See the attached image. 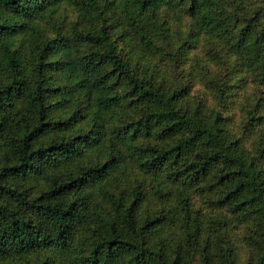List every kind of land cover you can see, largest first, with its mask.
Here are the masks:
<instances>
[{
    "label": "trees",
    "instance_id": "1",
    "mask_svg": "<svg viewBox=\"0 0 264 264\" xmlns=\"http://www.w3.org/2000/svg\"><path fill=\"white\" fill-rule=\"evenodd\" d=\"M0 264H264V0H0Z\"/></svg>",
    "mask_w": 264,
    "mask_h": 264
},
{
    "label": "rangeland",
    "instance_id": "2",
    "mask_svg": "<svg viewBox=\"0 0 264 264\" xmlns=\"http://www.w3.org/2000/svg\"><path fill=\"white\" fill-rule=\"evenodd\" d=\"M188 81H190V79H188ZM194 89H195V92H193V93L197 94V95H203V93L205 91V88L201 85L194 86Z\"/></svg>",
    "mask_w": 264,
    "mask_h": 264
}]
</instances>
